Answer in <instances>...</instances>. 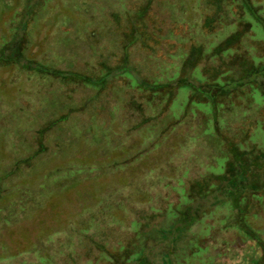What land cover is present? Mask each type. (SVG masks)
Instances as JSON below:
<instances>
[{"label": "rangeland", "instance_id": "1", "mask_svg": "<svg viewBox=\"0 0 264 264\" xmlns=\"http://www.w3.org/2000/svg\"><path fill=\"white\" fill-rule=\"evenodd\" d=\"M241 1L0 0V49L77 73L0 61V264H264V171L243 212L205 196L264 147Z\"/></svg>", "mask_w": 264, "mask_h": 264}, {"label": "trees", "instance_id": "2", "mask_svg": "<svg viewBox=\"0 0 264 264\" xmlns=\"http://www.w3.org/2000/svg\"><path fill=\"white\" fill-rule=\"evenodd\" d=\"M250 0H242L241 5L244 9V6H249ZM255 6H252V8L249 10V8H246L244 11L246 12L247 15L251 16V13L254 14L253 10L255 9ZM253 9V10H252ZM251 12V13H250ZM258 11L254 14V24L259 25L261 31L263 32V37H264V17L259 15L257 16ZM252 17V16H251ZM253 18V17H252ZM256 22V23H255ZM7 51H6V50ZM23 47L21 46L19 39H17V43L14 45H9V48H2L0 49V61H16L19 62L21 65H27L29 69L41 71V72H49L52 74H57L60 75L63 78H73L77 76V73L74 72H69V71H64L61 69H56V68H50V67H45L40 62H35L29 58H26V56L23 55ZM12 54V57H11ZM251 63L252 65L250 66L249 69L246 70L245 76H250V75H255L258 77H262L264 74V63L261 65L258 63H255V58H251ZM254 60V61H253ZM26 61V62H25ZM246 61V60H244ZM243 62V60H242ZM27 68V67H26ZM80 78H84V75ZM88 81L97 84L93 79H88ZM236 79L233 81H230L228 83L229 85L232 83H235ZM218 87H215V93H213V97H217L218 95H221L222 93H225L228 91L229 86L227 84L224 85L222 81H218ZM251 86V84H250ZM253 90V88H252ZM214 100V99H213ZM217 101V100H216ZM215 101V102H216ZM217 103V102H216ZM240 148L236 145L233 146L231 144L229 146V165H228V171L227 174L221 175V183L224 182L225 184H221L225 189H222L223 192L221 193V186L217 187L214 189L212 193H208L205 195L206 197H209V203H220V202H225L227 205L229 204V201L233 202L232 206H234L236 209H238L239 213L243 212L242 206L244 204V199L241 196V192L247 187V185H250L251 179H254L255 177H260L263 173H261L259 170L264 171V147L263 150L259 152H254L252 151H247V150H239ZM218 191V192H217ZM214 194V196H213ZM213 196V197H212ZM226 198L227 200H225ZM224 203V204H225ZM225 204V205H226ZM229 206V205H228ZM264 245V243H263ZM143 252L140 255V261H139V255L138 259H136L138 262H133L132 264H153L152 262L149 261V259L144 255H142ZM131 256V255H130ZM129 256V257H130ZM144 258V260H143Z\"/></svg>", "mask_w": 264, "mask_h": 264}]
</instances>
